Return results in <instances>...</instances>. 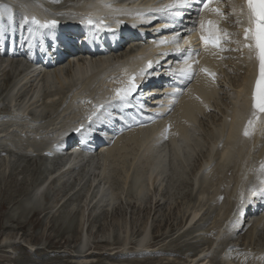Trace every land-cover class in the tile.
<instances>
[{
  "label": "bare ground",
  "instance_id": "1",
  "mask_svg": "<svg viewBox=\"0 0 264 264\" xmlns=\"http://www.w3.org/2000/svg\"><path fill=\"white\" fill-rule=\"evenodd\" d=\"M57 1H59V0H51V1H48L49 3H55V2H57ZM225 0H221V3L222 4H220V6L222 7V8H225V5L223 4V2H224ZM227 2H229V4H231V3H233L234 4V6H235V9L236 10H234V9H230L229 10V12L227 13L226 12V10L224 9V17L221 19V20H217L216 22L217 23H220V30H222L223 29V27L225 28L224 29V34H223V37L224 38H227V39H232L235 43H234V46L233 47H235L236 49L235 50H233L232 52H230L229 54H231L229 57H228V59L225 61V62H227V63H229V66L230 65H234L235 66V68L239 71V76H238V78L237 77H233V75H232V77L229 75V77H227L226 76V78H228V80H230L231 78H235V80H232V82H231V84H232V87H233V90L231 91V92H227V91H225V92H227L228 93V98L229 99H227V102L229 101V100H231L232 101V94L234 95V100H235V102H237L238 101V99L239 100H243V102L242 103H240V105H239V107H235V106H233V107H231V109H232V111L230 112V110H229V113H230V115L228 114L227 116L230 118L229 120H227L226 118H223V121L221 122V123H216V124H213V125H211L210 124V127H211V129L212 128H214L216 125H217V127L216 128H214V134L216 135V139L218 140V142H219V140H220V138H221V144H222V146H219V152L217 151V149L215 150V148L213 149L212 147H211V152H206L207 153V156H205L206 157V159H205V161H201V162H203V164L201 163V165H200V167H199V170H196V171H198L196 174H194L193 173V179H192V183H193V186H195L194 188H200L199 189V191L197 192V193H195V199H196V205H194L193 207H189V208H192L191 209V211L190 212H188L187 213V210H186V213H187V216H189L187 219H186V222H184L183 224H184V226L187 224L188 226L189 225H195L196 223H197V221L201 218V215H204V213H205V211L203 210V207H204V203L203 202H201L202 201V199L205 197V196H207L208 197V199H210V201H212V203H210V204H219L220 205V207H219V211H218V214H217V216L216 217H220L219 219H216V220H214L213 221V224H212V227H214V225L217 223V224H221V225H225V222H224V220H227V218H228V220H231V214H229L228 215V211H227V209H226V207H227V205H228V202H229V199L227 200L226 199V196H225V192L227 191V187H225V189H226V191H224V187L223 186H220V184L221 185H223V183H225V185L227 186V184H228V180H230L229 178H226L224 181H222L220 178V180H218L219 181V184L217 185L216 184V182H218V181H216L215 183L212 181V176H213V174L214 175H216L217 177H221L222 178V175H223V173L225 174V172H226V170L229 168V167H232V169H233V167L235 168V170L237 169V171H235L236 173H238L237 175H235V176H237L238 177V179H240V177H241V174H240V169L241 168H243V162H244V159H242L241 157H239L240 155H241V153H242V151L243 150H245V148H246V146H248L249 148H250V146H253V145H256L257 144V141H258V137L260 138V134L261 133H264V113H261L260 114V119H261V121H260V123L259 124H257V126L258 127H255V128H251L252 129V131H253V138H252V140H251V142H250V146H249V141H248V139H247V135H245L244 134V132H245V130L242 128V126H243V120L245 119V116H246V114H247V112H248V101H249V98H250V93H249V91H250V86L247 84V82L250 80V79H252V67H253V65H254V61H252L248 56H247V51H245L246 52V55H244V54H240V53H242V50H243V46H242V43L240 42V40L238 39V40H236V36H237V31L239 30V25H238V23H240V19L242 18V16H243V13L240 11V10H238V0H226ZM74 3H78V2H80V0H74L73 1ZM93 2V0L91 1V2H89L87 5H89V4H91ZM218 4V3H217ZM25 5L27 6V8H29V9H31V6L29 7V4H28V2L27 3H25ZM86 5V6H87ZM81 10V9H80ZM234 10V11H233ZM30 13H28L27 15H29ZM213 16H215V17H219V15H213ZM239 20V21H238ZM228 32V33H227ZM132 39L131 38H125V41H131ZM195 40H197L196 38H193L192 39V41L194 42V43H196L197 44V42L195 41ZM236 40V41H235ZM233 44V43H232ZM135 45H125V46H123L122 47V49L121 50H118L116 53H115V55L116 56H118V55H121V54H123L124 53V55H123V57H122V59H120V60H118V61H116V62H112V61H109V60H106V59H104V58H102V59H99V57H95V58H93V59H87L85 62L83 61V60H81L80 61V58H76L75 60H74V62H80V63H75L76 65L74 66L73 65V63L72 62H70V61H68L66 64H68V70H69V72H68V76L66 77V79H67V81H65V82H60L61 81V74L63 73V71H64V69H65V65L63 66V63L66 61V59L64 60V62H59L58 63V66L57 67H55V68H53V70H51V69H49L48 71L47 70H42V71H44V73H39L38 75L35 73L36 72V68H33L29 63H27V57H25V56H22V55H20V56H22V58H14V57H16L17 55H15V53H13V51H12V49H11V53L9 54V58L10 59H8V58H6V59H2V58H0V64H1V66H0V73H2L1 75H2V77L4 76V77H6L7 79H9V78H11L10 76H13V75H21L20 77H19V79H17L16 80V83L13 85V86H11V88L9 89V93L6 95V96H4L5 98H6V100H8V98L10 97V98H12V96L13 95H15V92H16V89H17V85L18 84H20L21 82H23L24 80H29L31 77H34L35 79H40L41 80V84H43V85H40L39 86V90L38 91H36L35 92V96H34V94H33V96L34 97H37L40 93H42V91H44V89L45 90H50L51 88H49V84H48V82L50 81V80H53V82H57L58 83V88L59 89H61L62 88V86L64 85V83H66V84H68L69 86H73V85H76L77 84V82L76 81H78V80H85L86 82H88V81H90V80H94L95 78L99 81V82H101L102 80H103V78L104 77H106V78H108V77H114L115 75L116 76H118L119 78L121 77L120 76V72H123L125 69H126V67H127V65L129 64V63H137L138 62V60H139V56H138V54H140V53H143L144 52V49L143 48H141L139 51H138V53L137 54H132V55H127V53L129 52V51H131L132 50V47H134ZM125 48V50L123 51V49ZM135 48H137V46H135L134 47V49ZM203 52L204 53H206V54H210V53H212L209 49H204L203 50ZM1 54V53H0ZM71 55H74V53H72L71 52ZM7 56V55H6ZM2 57H4V56H2ZM18 57V56H17ZM6 61H16L17 63H23V61H25V65H27V68L26 69H22V70H20V69H18V68H16L15 69V74H13V71H8V70H6L7 69V67L9 66V64L6 62ZM224 61H223V59L222 58H219L217 61H216V63H215V65L216 66H218V67H220L221 66V64L223 63ZM71 63V64H70ZM7 67H6V66ZM22 65V64H21ZM28 68H30V69H28ZM224 68V67H223ZM66 71H64V73H65ZM10 73H12V75H10ZM109 74V75H108ZM222 74H224L223 72H222ZM233 74V73H232ZM6 75V76H5ZM7 75L9 76V77H7ZM37 75V76H36ZM234 76H237V75H234ZM237 78V79H236ZM33 80L34 79H32V82H33ZM227 80V81H228ZM52 82V81H51ZM79 82V81H78ZM224 82H225V80H224ZM227 84H228V82H227ZM87 86V83H85V84H81V86L80 85H78V88L79 89H82L81 91H78V92H74V93H80V92H82L83 91V89H84V87H86ZM200 86H204L205 87V89H206V97L204 98V100H209L208 102H206V105L207 104H209L210 103V101L211 100H214L215 99V91H216V86H214V83L213 82H210V81H208L206 78H202V79H199V80H197V81H195L194 83H193V88H199ZM229 87V86H228ZM48 88V89H47ZM58 88H55V93H57L58 91H59V89ZM226 90H228V89H226ZM222 92V91H221ZM224 94V93H223ZM226 94V93H225ZM213 95V96H212ZM48 97H49V94H44L43 96H42V98H46L47 100H42V99H39V103L41 104V105H43L44 107H46V108H48V107H53V108H55L56 107V110H57V108H58V106H59V104H55V105H52L51 103H52V100H57V99H48ZM188 96H185L183 99H186ZM242 98V99H241ZM76 98L74 97V95L72 96V100H71V102L70 103H74V101L73 100H75ZM219 99H221V97H219ZM222 99H224V97L222 98ZM5 100V101H6ZM226 100V99H225ZM224 100V101H225ZM187 101H190L191 102V104L193 105V110H195V114H196V112L197 111H200V110H202V109H204L205 107L204 106H202L199 102H198V100H182V99H178L177 100V103H176V105H175V107H174V109H177V110H182L184 107H185V105H186V103H187ZM220 101V100H219ZM223 101V100H222ZM8 102H10V100H8ZM226 102V101H225ZM227 102H226V104H227ZM233 102V101H232ZM229 103V102H228ZM219 105H221L220 103L217 105V106H219ZM228 105V104H227ZM226 105V106H227ZM230 105V104H229ZM233 105H234V103H233ZM6 104H5V107L4 108H0V111L1 110H3V109H5L6 108ZM89 105L87 104V107H88ZM1 107V106H0ZM67 107V108H66ZM68 105H65L64 107H62V111L61 112H65V111H67L68 110ZM215 108H216V105L214 106ZM229 107V106H228ZM46 108H44V110L46 109ZM218 108H221V107H218ZM225 108V107H224ZM223 109V108H222ZM221 109V110H222ZM227 109H229V108H227ZM215 110V109H214ZM213 110V111H214ZM218 110V109H217ZM224 110H226V109H223V111L222 112H224ZM216 111V110H215ZM227 111V110H226ZM225 111V112H226ZM19 112H20V114L18 113V115H19V117L20 118H18V119H23L22 117L25 115L24 114V112H21L20 110H19ZM224 112V113H225ZM228 112V111H227ZM58 113V111L56 112V114ZM202 113H204V112H202ZM201 113V114H202ZM215 113V112H214ZM220 113V112H219ZM206 114V113H205ZM226 114V113H225ZM41 115H42V117H44V116H46L45 114H44V112H42L41 113ZM220 115V114H219ZM221 115H223L222 113H221ZM33 116H35V119H39V117L37 116V115H33ZM201 117H202V115H200ZM218 116V115H217ZM41 117V118H42ZM53 116H46V118H45V123L47 122V124H45V126L41 123V122H39L40 124H42L43 125V129L42 130H40V128H39V124L34 120V121H32L31 123H26V128H28V127H33L32 128V132L35 134V135H37V136H40V137H42L41 139H40V141H42L43 140V138L45 137V134H47L48 132H49V130H51L52 128H54V130L56 131L57 130V128H56V120L57 119H59V117H60V115L58 116H56V118L55 119H53L52 118ZM194 117H195V115H189V119L190 120H194ZM209 117V116H208ZM52 118V119H51ZM205 118V117H204ZM211 118V117H210ZM34 119V118H33ZM199 120H200V118H199ZM203 120V119H202ZM207 120H208V118H207ZM207 120H205V121H207ZM222 120V119H221ZM6 121V120H5ZM4 121V123H3V120H1V118H0V146L2 147V149L0 150V151H3V154H4V157L3 158H0V160H2V159H4L3 161H5V160H7L8 161V163H9V161H10V159H12V158H14V157H17V153H15V152H12V150H10V148H16V147H14V144H17V142H13V140L9 137V133L10 132H13V130H15V127L13 126V124H12V122H13V120H9V119H7V121L5 122ZM209 121V120H208ZM201 122V121H200ZM197 123H199V121L197 122ZM209 123H210V121H209ZM211 123H213L212 122V120H211ZM201 124V123H200ZM202 124H204V123H202ZM207 124V123H206ZM55 125V126H54ZM215 125V126H214ZM41 126V125H40ZM205 126V125H204ZM203 126V127H204ZM207 126V125H206ZM214 126V127H213ZM9 127L11 128V129H9ZM210 127L208 126V128L210 129ZM26 128H25V130H26ZM42 128V127H41ZM144 128H146V127H139V128H137V129H128V131L125 133V134H123V135H119V136H117V137H115V138H113L114 140H113V142H108V144H106L105 145V147H103V145L105 144V142H104V140H102V139H99V141H100V143H98L97 144V147H96V150L99 148H101L98 152H96V150H95V154L93 155V156H90V157H88V158H91L90 159V161L91 162H89V164L87 163V165H93V166H96V171H97V173L95 174V176H94V178L91 176L90 177V182L89 183H91L90 185H89V188L86 190V192L85 193H83V195L82 196H80V205L82 204L83 206H80V205H78V206H80L81 207V211H79V213L77 214V216L75 217L76 218V220H78V224H82V223H84L83 221V219H85V213H86V210H87V208L89 207V206H93V211H95V212H97V214H98V212L100 213V211L101 210H105V211H108V209L110 210L113 206H115L114 204H115V202H117L116 200H117V198L116 197H114L113 196V192H111V188L109 187V186H107V184H108V174H109V169H110V166H112V164L114 165V162H116V161H119L122 165L124 164V162L126 161L125 160V158H127L128 157V159H127V161H126V163L127 162H129V164H130V166L129 167H126L127 169V171L130 173L129 175V177H128V174H127V172L125 171L124 172V181H123V185L122 186H129V190H132L131 191V193H132V198H134V199H136V200H139L138 201V203L140 204H142V202L144 203V201L147 199V197H148V195H149V193H147V191H146V189H145V187H144V185H143V181H145L146 182V184H147V180L150 182L151 181V179H158L159 177L160 178H162V176H165V174L164 173H162L161 172V165L159 166L156 162H155V160H156V157L154 156V154H163L162 155V157H163V159L166 161L167 160V152H165L164 150H166V149H169V145H167V144H162L161 146H158L159 144H154L153 143V141H155V140H144L143 139V137H142V135H143V133H144ZM197 128H202V127H197ZM19 129H24V127H20ZM18 129V130H19ZM207 129V128H206ZM210 129V131L209 132H212V130ZM172 130V129H171ZM180 130H183L184 132L182 133V135H180L181 137H182V139L183 140H189V141H191V143L193 144V145H195V142H198L199 140H200V133H199V135L198 134H196V135H198V136H200V137H198V136H194V135H192V137L190 138V139H188L189 137L188 136H186V134H185V129H180ZM199 130V129H198ZM224 130V136L222 137L221 136V134H220V132H222ZM200 131H202V130H200ZM204 131V130H203ZM206 131V130H205ZM204 131V133H206ZM208 131V130H207ZM25 132H27V130L25 131ZM45 132V133H44ZM199 132V131H198ZM203 133V134H204ZM202 134V135H203ZM29 135V134H28ZM190 135V134H189ZM205 135V134H204ZM204 135L202 136V137H204ZM252 135V134H251ZM31 136H33V135H31ZM206 136V135H205ZM208 136V135H207ZM34 137V136H33ZM210 138H211V133H210V136H209ZM157 140H159V137H157L156 138ZM171 139V138H170ZM204 139H206V137L204 138ZM212 139H214L213 137H212ZM211 139V140H212ZM206 140H208V139H206ZM215 140V139H214ZM214 140L212 141V142H214ZM22 142H24V143H26V144H28L29 142H30V140L28 139V138H26V139H24V140H21ZM201 141V140H200ZM203 141V140H202ZM201 141V142H202ZM205 141V140H204ZM209 142H210V140H208ZM171 143H172V145H176L177 144V141L176 140H174V139H171V141H170ZM200 142V143H201ZM206 142V141H205ZM212 142H210L211 144H213L214 145V143H212ZM46 143H48V141H46V139H44V146H46V145H48V144H46ZM159 143H161V142H159ZM203 143V142H202ZM216 143H217V141H216ZM215 143V144H216ZM218 145V144H217ZM15 146H17V145H15ZM30 146H34V147H40V148H43L44 146H43V144L42 143H30L29 144V147ZM43 146V147H42ZM125 146H131V148L129 147V149H126V147ZM201 146H202V144H201ZM208 146H210V145H208ZM216 146V145H215ZM220 147H221V149H220ZM20 148L21 149H25V150H29V149H31V147L30 148H26V147H24V146H20ZM196 148H198V147H196ZM21 149H18V151H20ZM48 149H51L52 150V148H48ZM161 149H163V150H161ZM200 149V148H199ZM171 150H173V151H171ZM254 150V152H255V148L254 149H252V151ZM7 151L9 152L8 154H7ZM192 150H190V152H191ZM196 151V150H195ZM207 151H209V149L207 150ZM33 152H36L34 155H36V154H38L39 155V159L40 160H44L45 161V163L47 162V160H51V158H44L43 156L41 157V155H42V150H38V151H33ZM218 152V153H217ZM15 153V154H14ZM22 153V152H21ZM194 152L192 151V153H190L189 154V156L191 155V154H193ZM205 153V154H206ZM253 153V152H252ZM216 154V155H215ZM242 155H244V151H243V153H242ZM256 155V154H255ZM80 156H86V155H83V154H81L80 152H76V151H73V152H69L68 153V156H67V160L66 161H62V162H60L59 164V166L60 167H72V166H74V165H80V163L81 162H79L77 159H78V157H80ZM171 156H173V158H174V160H171ZM179 154L178 153H176L175 151H174V149L172 148V149H170V151H169V162L168 163H175V166H173V164H171L172 165V167H173V170H179L178 171V173H177V171H172V170H169V171H172V173H170V176H166L168 179H170V181H172V183H169L168 185H172L173 187H174V185L175 184H177V182L179 181V180H181V178L184 176V180L185 179H187L188 180V178L191 176V175H189V177L187 178L186 177V174H187V172L190 170L188 167H186L187 165H184V163L182 164V166H180L179 164L181 163V162H185V158L183 159V157L180 159L179 158ZM218 156V157H217ZM251 156V155H250ZM1 157V156H0ZM58 157H59V155H58ZM61 157H63V156H61ZM60 157V158H61ZM37 158V157H36ZM43 158V159H42ZM52 158H54V157H52ZM57 158V157H56ZM60 158H59V160L57 161V162H59L60 161ZM65 158V157H64ZM133 158V159H132ZM189 158V157H188ZM235 158H238V160L239 161H234V159ZM28 159H30V157L28 158ZM32 159V158H31ZM30 159V160H31ZM58 159V158H57ZM63 159V158H62ZM61 159V160H62ZM202 160H203V158H201ZM254 159V158H253ZM2 161V162H3ZM28 161V160H27ZM33 161V160H32ZM39 161V160H38ZM253 161V160H252ZM259 161L260 162H264V146L263 147H261L260 148V150H259ZM1 162V161H0ZM10 162H12V160L10 161ZM52 162V161H51ZM199 162H200V160H199ZM235 162V163H234ZM7 163V164H8ZM44 163V162H43ZM90 163H92V164H90ZM247 163H248V161H247ZM10 164V163H9ZM95 164H97V165H95ZM116 164V163H115ZM143 164V165H142ZM253 164V163H252ZM122 165H120V166H122ZM189 165V164H188ZM196 165V164H195ZM197 165H198V163H197ZM205 165H208V169H206V170H204V167H205ZM214 165V166H213ZM249 165V164H248ZM47 166V165H46ZM168 166H169V164H168ZM250 166V165H249ZM254 166V165H253ZM118 167V166H117ZM156 167H157V169H156ZM183 167H184V170H185V172H183L184 173V175H183V173H182V169H183ZM78 168V167H77ZM115 168V167H114ZM123 168V167H122ZM187 169V171H186V169ZM245 168V167H244ZM251 168H252V166H251ZM43 169H45V167L43 168ZM169 169H171V168H169ZM197 169V168H196ZM247 170L249 169V168H246ZM245 169V170H246ZM13 170H15V171H17L16 169H13ZM71 170V168H67V170L65 171L66 173H63L61 170H58V168H57V170L56 171H52V173H50V172H47L48 170L46 169V171L45 172H47L48 173V175L47 176H45V178H44V180L42 179V181L40 180V183L38 184V185H35L32 189H33V194H34V196H33V198H31V191H30V194H28V197H26V196H24V198L26 197V201L24 202V204H21L20 206H16V204L18 205V203H16L15 204V200H17V198L15 199V197H10V194H8V193H6V194H4V196H3V198L0 200V211H1V209L3 208V207H5V205L6 204H8L7 206L9 207V203L10 204H12L13 205V207L16 209L15 210V212H9L8 211V214H6L5 215V217H6V223H7V221L8 222H10L9 220H11V221H15L17 224H18V226H19V228L20 229H22V228H24V227H27V226H29V225H31L32 226V228L33 229H37V228H39V227H41V225H43L44 223L42 222L41 223V221H42V218L43 217H45L46 216V214H51V212H48V210L46 211L45 210V207L43 206V202L45 201V196L44 195H46V192H48V189H49V187H50V184H55L56 183V181L58 180V179H60L59 178V176H58V178L55 176L56 175V172L58 173V172H60L61 173V177H63V176H66V175H69L70 174V171ZM111 171H112V169H110ZM114 171L116 170L117 172H120V170L118 171V169H113ZM234 170V169H233ZM250 170V169H249ZM249 170H248V172H249ZM19 171H21L20 169H19ZM23 171H24V169H23ZM22 171V172H23ZM113 171V172H114ZM168 171V170H167ZM195 171V170H194ZM231 171V170H230ZM235 172H234V174H235ZM10 173V172H9ZM46 173V174H47ZM50 173V174H49ZM115 173V172H114ZM190 173V171L188 172V174ZM233 173V172H232ZM11 174V173H10ZM22 174V173H21ZM112 174V173H111ZM20 175V174H19ZM57 175H60V174H57ZM226 175V174H225ZM250 175V174H249ZM248 175V176H249ZM20 176H23V175H20ZM26 176V175H25ZM56 177V178H54L51 182H48L51 178H53V177ZM112 176V175H111ZM242 176H243V174H242ZM246 176V175H245ZM14 177V176H13ZM9 178L10 180H16L15 178ZM228 177V176H227ZM43 178V177H42ZM164 178V177H163ZM162 178V179H163ZM236 178V177H235ZM245 178H247V177H245ZM22 179V178H21ZM98 179H100L99 181H96V180H98ZM237 179V178H236ZM9 180V181H10ZM25 180L26 179H24V181H23V183L22 184H25ZM190 180L191 179H189V181L188 182H190ZM213 180H215V179H213ZM33 181V180H32ZM35 181H37V180H35ZM221 181L223 182V183H221ZM240 181V180H239ZM238 181V182H239ZM12 182V181H11ZM181 182H183L182 180H181ZM187 182V183H188ZM236 181H233V186H234V183H235ZM13 183V182H12ZM33 183V182H32ZM31 183V184H32ZM36 183V182H35ZM95 183H97V184H95ZM183 183H185V182H183ZM230 183H232V182H230ZM17 184V183H16ZM20 185H21V182L19 183ZM189 184V183H188ZM243 183L242 182H240L239 183V186L240 185H242ZM26 185V184H25ZM165 184H163V186H164ZM235 185H236V183H235ZM11 186V185H10ZM167 186V185H166ZM186 186V185H185ZM191 186V185H190ZM237 186V185H236ZM12 187V186H11ZM25 187V186H24ZM123 187V188H124ZM16 188H17V185H16ZM16 188H14V189H16ZM94 188V189H93ZM122 188V189H123ZM191 188V187H190ZM236 188V187H235ZM238 188V187H237ZM24 189V188H23ZM22 189V190H23ZM76 189V188H75ZM74 189V190H75ZM91 189H93L94 190V192L95 193H93L92 191H91ZM188 189V188H187ZM9 190V189H8ZM12 190V189H11ZM10 190V191H11ZM20 190L21 189H16V191H14L13 192V194L12 195H14L16 192H20ZM73 190V191H74ZM125 190H127V189H125ZM186 190V189H185ZM191 190H193V188L191 189ZM221 190H223V192H222V194L220 193L221 192ZM239 190V189H238ZM108 193H107V192ZM194 191V190H193ZM88 192V193H87ZM89 192H90V194H89ZM91 192L94 194V195H92L91 196ZM191 192V191H190ZM195 192V191H194ZM233 192V191H232ZM23 193V192H22ZM49 193V192H48ZM193 192H191V194H192ZM218 193H220L221 194V196H217V194ZM234 193L236 194V191H234ZM240 193V192H239ZM243 193V192H242ZM250 193H252V192H250ZM249 193V194H250ZM32 194V195H33ZM133 194H135V195H133ZM234 194V195H235ZM21 195V194H20ZM224 195V196H223ZM237 196H240V194L238 195V193L236 194ZM248 195V194H247ZM246 195V196H247ZM37 196H39L38 198H37ZM48 196H50V195H48ZM47 196V197H48ZM242 196H244V195H242ZM245 196V197H246ZM18 197V196H17ZM76 197H77V195H76ZM259 198H257L258 200V202L257 203H259V204H261V205H258L257 206V203H253L252 205H254V209L255 210H253L251 213H249V220H247L246 222H244L243 223V225H245V227L246 228H249V227H251V228H254L253 229V231H255L256 230V226H260V225H264V194H262V195H260V196H258ZM9 199L10 201L8 202V203H6V199ZM49 198V197H48ZM55 198V197H54ZM53 198V199H54ZM75 198V197H74ZM137 198H139V199H137ZM193 198V197H192ZM234 198H236V196L234 197ZM234 198H233V204H234V202H235V200H234ZM239 197H237V199H238ZM50 199V198H49ZM56 200V204H59V208H63V207H67V205L69 204V203H71L70 201L71 200H74L73 199V197H72V195H70V196H67L66 194H60V196H57L56 198H55ZM236 199V200H237ZM5 200V201H4ZM78 200H79V198H78ZM198 200V201H197ZM231 200V199H230ZM93 201H94V203H93ZM194 201V200H193ZM209 201V200H208ZM209 201V202H210ZM245 201V203H248V204H251V202L252 201H254V199L253 198H249V199H246V200H244ZM47 202V201H46ZM48 202H49V200H48ZM47 202V203H48ZM152 203H153V208H154V206L156 207V204H158L159 206H160V203L158 202V201H151ZM255 202V201H254ZM14 203V204H13ZM20 203V202H19ZM46 203V204H47ZM118 203V202H117ZM201 203H203V205L201 204ZM45 204V203H44ZM94 204V205H93ZM129 204V203H128ZM127 204V205H128ZM138 204V205H139ZM137 205V206H138ZM143 205V204H142ZM152 205V204H151ZM235 205V204H234ZM88 206V207H87ZM121 206V205H120ZM119 206V204H118V207H113L114 209H116V211H117V209H118V211L121 209V207ZM210 206V205H209ZM226 206V207H225ZM230 206V205H229ZM12 207V206H11ZM34 207V208H33ZM69 208H65L66 210V212H65V215L64 216H67L68 214H69V212L71 211V207L70 206H68ZM120 207V208H119ZM13 208V209H14ZM47 208V207H46ZM49 208V207H48ZM73 208H74V206H73ZM72 208V209H73ZM75 208H77L78 209V207L76 206ZM74 208V209H75ZM92 208V207H91ZM143 208V207H142ZM113 209V210H114ZM124 209V208H123ZM123 209H121V212L123 211ZM230 209H231V207H230ZM4 210V209H3ZM112 210V209H111ZM113 210H112V212H111V214L113 213ZM138 210H139V208H138ZM153 210H155V209H153ZM156 210H159L158 208L156 209ZM217 210V209H216ZM216 210H215V212H216ZM61 211V210H60ZM76 211V210H75ZM91 211V210H90ZM104 211V212H105ZM117 211V212H118ZM150 211V210H149ZM78 212V211H77ZM110 212V211H109ZM115 212V211H114ZM117 212H116V214H114L113 216H116L117 215ZM120 212V213H121ZM125 213H126V211H124ZM156 212H158V211H155L154 212V214L156 213ZM159 212H160V210H159ZM158 212V213H159ZM10 213V214H9ZM57 213V212H56ZM55 213V214H56ZM60 213V212H59ZM73 213V212H72ZM103 213V212H102ZM120 213H119V215H120ZM136 213L138 214V211H136ZM173 213V212H172ZM183 213V212H182ZM186 213H183L182 214V216L179 218V220L178 221H181V220H183L184 219V217H185V215H186ZM70 214H71V212H70ZM91 214H93L92 212H91ZM134 214V213H133ZM147 214H149V213H147ZM167 214V213H166ZM40 215H42V217H40ZM53 215V214H52ZM110 215V214H109ZM143 215V214H142ZM141 215V216H142ZM169 215H171L170 214V212H169ZM173 215V214H172ZM171 215V216H172ZM3 216L4 215H2V214H0V220L3 218ZM54 216V215H53ZM63 216V217H64ZM69 216V215H68ZM91 216V215H90ZM96 216V215H95ZM122 216V215H121ZM123 216H124V214H123ZM123 216H122V218H123ZM129 216H131V215H129ZM186 216V217H187ZM227 216V217H226ZM71 217V216H70ZM96 217H99V215L98 216H96ZM104 217V216H103ZM166 217V216H165ZM167 217H168V215H167ZM225 217V218H224ZM88 218H90V217H88ZM92 218H94V216L92 217ZM101 218V217H100ZM108 218V217H107ZM118 218H121L120 216L118 217ZM143 218H144V216H143ZM171 218V217H170ZM174 218V217H173ZM175 218H177V217H175ZM224 218V219H223ZM91 219V218H90ZM105 218H103V220H104ZM164 219V218H163ZM167 219H169V218H167ZM223 219V220H222ZM75 220V219H74ZM73 220V221H74ZM97 219H94V221H96ZM102 220V219H101ZM102 220V221H103ZM111 220V219H110ZM114 220H116V218H114ZM113 219H112V221L113 222H115ZM142 220V219H141ZM149 220V219H148ZM148 220H146V222L144 223V224H146L147 222H148ZM172 220V219H171ZM99 221V220H98ZM97 221V222H98ZM102 221H99V222H101L102 223ZM107 221V220H106ZM165 221V220H164ZM178 221H176V223L178 222ZM201 221V220H200ZM49 222V221H48ZM54 222V221H53ZM52 222V223H53ZM75 222V221H74ZM133 222V221H132ZM141 222V221H140ZM169 222H171L170 221V219H169ZM175 222V221H174ZM224 222V223H223ZM100 223V224H101ZM120 224L118 225V226H120L121 225V222H119ZM171 223H173V222H171ZM180 223V222H179ZM203 223V222H202ZM3 224V223H2ZM63 224H65V223H63ZM98 224V223H97ZM97 224H95V225H97ZM104 224H107V223H105V221H104ZM116 224V223H115ZM137 224V223H136ZM156 224V223H155ZM164 224V223H163ZM167 224V223H166ZM67 225V224H66ZM68 225H70V224H68ZM77 225V224H76ZM84 225V224H83ZM103 225V224H102ZM111 225H112V223H111ZM117 225V224H116ZM172 225V224H171ZM14 226V225H13ZM16 226V225H15ZM47 226V225H46ZM50 226V225H49ZM71 226V228H72V226L73 225H70ZM90 226H94V225H90ZM108 226H109V224H108ZM117 226V227H118ZM131 226V225H130ZM159 226V225H158ZM176 226V225H175ZM175 226H173L174 228H175ZM230 226H232V223H229V224H226L225 225V228H229ZM12 227V225H10V228ZM52 227H55V226H52ZM62 226H60L59 228H61ZM65 227V226H64ZM63 227V228H64ZM76 227V226H75ZM81 227H83V226H81ZM103 227V226H102ZM121 227V226H120ZM140 227H141V225H140ZM138 228L139 230V235L138 234H136V235H138V237H139V239H138V242H137V244L135 245L134 244V242L132 241V240H130V241H126V240H123L124 238L126 239L127 237L125 236V237H121V238H123L122 240L123 241H121L119 244H118V241L115 239V238H111L110 236L109 237H105V238H107L106 239V241L105 242H100V244H103V243H105V245L107 244L106 242H108V243H110L111 245H113V246H115V245H117V248L119 247V250L118 249H115V247H113L112 249H109V248H104V247H101V248H99L98 247V245H96V243H92V245H90L89 244V246L87 247V249H86V251L85 250H83L82 251V253H80V250H77V251H79V252H77L76 253V255H70V257H69V259L70 258H72V261H70L69 259H64L63 260V262L61 263V262H59V263H61V264H153L152 262L153 261H151V260H149V258H141L140 256H139V254L138 253H148V254H155L156 255V259H155V261L156 260H160V262L159 263H157V264H168V262L169 261H174V260H176L177 258H175V256L174 255H170V254H177V255H180L181 254V252L184 250V251H187V252H189V254H186L185 255V258H184V260H183V262H185V260H187V262L186 263H184V264H213V261H210V259L207 257L208 255H207V253H209V252H211V250H209V246L207 245L206 247H201V246H203L202 245V243H199V242H197V244H195V243H192V244H189V243H185V244H187V245H180V246H178L177 247V249H175V248H169L170 246H166V245H157L162 239H164L166 236V234L167 233H169V232H164V233H166L165 235L162 233V234H158V233H160V232H158L157 234H155L153 237H152V239H154V238H156V237H158V236H161V239L159 240V241H156V240H152L151 239V241L149 242V243H146L145 241H146V235H145V231H143V227H141V228ZM156 227V226H155ZM162 227H163V225H162ZM167 227V226H166ZM172 227V226H171ZM170 227V228H171ZM177 227V226H176ZM206 227H207V225H206ZM217 227V226H216ZM14 228V227H13ZM18 228V227H17ZM57 228H58V226H57ZM62 228V229H63ZM66 228H68L69 230H71L69 227H66ZM65 228V229H66ZM100 228V227H99ZM174 228H173V230H174ZM182 228V227H181ZM192 228V227H191ZM220 228L221 227H217V228H215L216 230L215 231H217L216 233H215V236H220V237H222V238H224L225 237V233L223 232V230L222 231H220ZM12 229V228H11ZM11 229H9V230H11ZM25 229V228H24ZM23 229V230H24ZM27 229V228H26ZM32 229V230H33ZM64 229V230H65ZM68 229H67V232H70V231H68ZM91 229V228H90ZM93 229H94V227H93ZM93 229H92V231H93ZM103 229V228H102ZM116 229V228H115ZM134 229V228H133ZM163 229H164V227H163ZM199 229V228H198ZM4 230H6V228L4 229ZM15 228H14V233H15ZM63 230V231H64ZM99 230V229H98ZM105 230V229H104ZM158 230H159V228H158ZM157 230V231H158ZM187 229H185L183 232L185 233V232H187L186 231ZM202 230V229H201ZM13 231H11V233L13 232ZM18 230H16V232H17ZM26 231V230H25ZM48 231H50V230H48ZM54 231V232H53ZM53 233L55 234L56 232H55V230L53 229ZM66 231V230H65ZM74 231V230H73ZM72 231V233H75V232H73ZM76 231H77V229H76ZM84 231V230H83ZM111 231V230H110ZM109 231V232H110ZM138 231H136V232H138ZM162 231V230H161ZM164 231V230H163ZM196 231V230H195ZM195 231H193V232H195ZM204 231V230H203ZM206 231V230H205ZM207 231H208V228H207ZM240 231H241V229H240ZM22 232V231H21ZM51 232V233H52ZM62 232V231H61ZM105 232V231H104ZM104 232H102V233H104ZM119 232V231H118ZM58 233V232H57ZM96 233V232H95ZM112 233H114V232H112ZM200 233L201 232H199V234H197V232L192 236V238H197V237H199L200 239H202L203 241H205V239H207V238H203L204 236L202 235V233H201V236H200ZM207 233V232H206ZM236 232H233L232 234H230V235H234ZM68 234V233H67ZM100 234V233H99ZM98 234V235H99ZM111 234V233H110ZM115 234V233H114ZM12 235V234H11ZM18 235V234H17ZM41 236L43 235V234H40ZM46 235H48V234H46ZM52 234H50L49 236H46L47 237V241H48V243L44 246V248H42V249H40V248H36L35 250H33L32 252L30 251L29 253L27 252V251H25V250H22V252H25V253H27L26 254V257H27V260H25L26 261V263L27 262H35V264H53L56 260H59V259H61L62 257V255L63 254H65V252L67 251L66 249H67V246L65 245V247H66V249H64V246L63 245H61L60 243H61V241H60V239H58V234L56 235V237H54V236H51ZM60 235H61V233H60ZM66 235V234H65ZM69 235V234H68ZM72 235H74V234H72ZM78 235V234H77ZM127 235H128V233H127ZM182 235H183V233H182ZM205 235V234H204ZM229 235V236H230ZM237 235V234H236ZM71 236V235H70ZM81 236V235H80ZM101 236V235H100ZM107 236V235H106ZM129 236V235H128ZM168 236H170V234H168ZM36 237H37V235H36ZM40 237V236H39ZM73 237V236H72ZM78 237V236H77ZM85 237H86V235H85ZM85 237H83V238H81V242H79L80 243V247L82 248L83 246H84V241H86V240H84L85 239ZM90 237H91V235H90ZM118 236H116V238H117ZM253 237V234L252 235H250V238H252ZM32 238V237H31ZM57 238V239H56ZM87 238H88V236H87ZM120 238V237H119ZM226 238V237H225ZM224 238V239H225ZM6 238H2V240H5ZM34 239V238H33ZM70 239V238H69ZM94 239V238H93ZM179 239V238H178ZM72 240V239H71ZM74 240V239H73ZM119 240V239H118ZM1 241V240H0ZM6 241V240H5ZM32 241V240H31ZM35 241V240H34ZM80 241V240H79ZM90 241V240H89ZM88 241V243H90ZM98 241V240H97ZM100 241V240H99ZM102 241H104L103 239H102ZM120 241V240H119ZM69 242V241H68ZM73 242V241H72ZM87 242V241H86ZM129 242H131V243H133V245L135 246V249H134V246L132 247V248H129L126 244L127 243H129ZM210 242V241H209ZM14 243V242H13ZM19 243V242H18ZM78 243V242H77ZM204 243H206V242H204ZM208 243V242H207ZM206 243V244H207ZM212 243V242H211ZM264 243V242H263ZM99 244V245H100ZM11 245V244H10ZM18 245L19 244H17V248H18ZM79 245V244H78ZM87 245V244H86ZM131 245V244H130ZM261 245H263V244H261ZM77 246V245H76ZM238 246V245H237ZM5 246L4 245H2L1 247H0V253H5V248H4ZM15 247V248H16ZM70 247H71V245H70ZM198 247H200L201 248V250H198ZM217 247V246H216ZM69 249H71V248H69ZM104 249V251H102ZM116 250L115 252H113V250ZM121 249V250H120ZM129 249H131L130 251H131V253H130V255H135V256H139L140 257V259H129V260H127L126 258L127 257H125V254H126V252H128L129 251ZM134 249V250H133ZM234 249V248H233ZM74 250V249H73ZM182 250V251H181ZM244 250H247V249H244ZM76 252V251H75ZM240 252H241V250H240ZM160 254H164L165 255V257L164 258H159V257H157V256H160ZM1 255V254H0ZM207 255V256H206ZM242 255V254H241ZM244 255V256H243ZM242 256H238V258L236 259V260H232L231 262H228V261H225L226 263H224L222 260H221V262L223 263V264H255L253 261H247L246 260V258H248L249 257V255H250V253L248 254V255H245V254H243ZM32 257V256H34V257H32V259L31 258H29V257ZM128 256V255H127ZM154 256V255H153ZM4 258V254L1 256V258ZM118 257V258H117ZM18 258V257H17ZM16 258V259H17ZM79 259V260H81V261H75L76 259ZM90 258H96V259H91L90 260V262H89V260L88 259H90ZM154 258V257H153ZM106 260L107 259V261L108 262H105V261H103V260ZM244 259V260H243ZM144 260V261H143ZM19 261V260H18ZM110 262V263H109ZM183 262H182V264H183ZM0 264H1V262H0ZM29 264H31V263H29ZM177 264H178V262H177Z\"/></svg>",
  "mask_w": 264,
  "mask_h": 264
},
{
  "label": "rangeland",
  "instance_id": "2",
  "mask_svg": "<svg viewBox=\"0 0 264 264\" xmlns=\"http://www.w3.org/2000/svg\"><path fill=\"white\" fill-rule=\"evenodd\" d=\"M70 1H74V0H70ZM51 4V3H50ZM125 50V48L123 49V51ZM0 56L2 57V55L0 54ZM18 58H22V56H18ZM9 66L6 67L10 69V71H14V69H16V67L14 68V64H16L17 62L16 61H6ZM75 63H80L79 61L78 62H74L73 65L75 66L76 64ZM71 64V63H70ZM68 64L65 65V69L64 71H66L64 73L61 74V81L60 82H65L67 81L66 77L68 75ZM24 67V66H23ZM26 69V68H24ZM21 70V69H20ZM41 74L44 73V71H41L40 72ZM2 73H0V102L2 104H0V108H4L5 107V104H8V101L6 100V98H4V94L5 92H3L4 88H5V81H6V77H2L1 75ZM239 72L236 71L234 72L233 74L231 73V77L233 75V77H237L238 78V75ZM10 75H12V73H10ZM234 75H237V76H234ZM6 76V75H5ZM14 76V79L17 80L19 79V77L21 75H13ZM7 77H9L7 75ZM12 77V76H10ZM229 77V76H227ZM236 78V79H237ZM32 79L33 82H32ZM228 80V78H226V81ZM232 80H235V78H231L230 80H228L227 82L231 84ZM52 81V80H51ZM41 80L40 79H35L34 77H31L29 80H24L23 82H21L20 84H18L16 87V92H15V95L12 96V98H8V100H10V104L13 105L16 110H10L8 106H6L5 109L1 110L0 111V118L1 120H3V123L4 121L7 119H11L13 120L12 124L13 126L15 127V130H17V132H10L8 135L9 137L13 140V142H17V144H14V147H16L15 149L17 150H13L12 152H15L17 153V157H14L12 159H10V161L12 160V162L5 160L3 161L4 159L0 160V200L3 198L4 194L8 193L10 194V197H15V199L17 198V200H15V204L18 203V205L16 204V206H20L21 204H24V202L27 200L26 197H28V194H30V191L32 190V188L35 186V185H38L40 183V180L42 181V179L44 180L45 176L48 175L47 172H50L52 173V171H56L58 167H60L59 163L60 162H64L67 160V155H63V157H61L62 155H59L58 156H54V158H51V160H47V162L45 163V161L43 160H40L38 157L39 155L36 154L34 155L36 152H33V156H29L28 153H26L27 151H40L42 148L40 147H34V146H30L31 149L29 150H25V149H21L20 146H24L26 148H30L29 147V144L30 143H42L43 146L45 145L44 144V139H46L47 136H45L43 138L42 141H40V139L38 140H35V138H31L30 136L26 135L24 138H21V131L22 132H25V128H26V123H31L32 121H36L38 124H39V128L40 130L43 129V125L45 126V124H47V122L45 123V118L46 116L48 117L49 115L50 116H53V114H56V112L58 111L59 109V106L60 104H62L64 101H63V98L62 97H59L57 98V100H52V105H55V104H59L57 110H56V107L53 108V107H44L43 105H41L39 103V99H38V96L37 97H34L35 96V92L39 90V86L40 85H43L41 84ZM52 83L54 84L53 87L52 86H49V88H58V83L57 82H53ZM69 86V85H67ZM227 86H229L230 88L232 87V84L229 85L227 84ZM71 87V86H69ZM48 89V88H47ZM222 91L221 94L218 96V99L217 100H214V103H213V110L214 111H210L208 113L205 114L202 113L203 111H200V115H202V117L200 116V120L199 118L196 119V134L199 135V133L201 134L200 136V140L203 142H201L200 140L198 141L199 142V145L197 146L198 148H196V151H193L195 156L193 155V160L191 162L190 165L187 164L186 167H188L190 170V173L186 174V177L188 178L189 175H191L188 180L185 179L184 180V176L181 178V180L183 182H181V180H179L177 182V184L174 185V187L171 185H168L169 183H172V181H170V179H168L167 177L170 176V173H172V171H169V170H172V165L171 163H165L166 164V171H163L162 173L165 174V176H162V178H158V179H151V181L149 182L147 180V184L145 181H143V185L147 191V193H149L147 199L144 201V203L142 202V204L138 203L139 200H136L134 198H132V193L131 191L132 190H129V186H122L123 185V181H124V172L126 171L127 174H128V177L130 176L129 172L126 170L127 168L126 167H129L130 164L129 162L126 163L127 158H125V162L124 164L122 165L119 161H116L114 162V165L112 164V166H110V169H112V171L109 169V174H108V184L107 186H109L111 189V192H113V196L117 198V202H115V206L118 207V204L119 206L121 207V209H123V211L121 212V209L118 211H116V209H114L113 206L111 209L113 210V213L116 214L117 212V215L116 216H113L114 214L112 212V210L108 209V211H105V210H101L100 213L98 212H95L93 211V206H87V210H86V213H85V219H83L84 223L82 224H78V220H76V216L77 214L79 213V211H81V207L80 206H83L82 204L80 205V196L83 195V193L86 192V190L89 188V185L91 183H89L90 181V177L92 176L94 178L95 174L97 173L96 171V166H93V165H87V163L89 164L90 159L91 158H88L86 156H80L78 157V161L81 162L80 165L78 164L77 167L75 170H70V174L69 175H66V176H63L61 177V175L59 176L60 179H58L56 181L55 184H50V187L48 189V192H46V195L45 196V201L43 202V206L45 207V210L48 212H51V214H46L45 217L42 218V221L41 223L43 222L44 224L41 225V227L37 228V229H33L31 225L27 226V227H24L22 229L19 228L18 224L15 222V221H11L9 220L10 222L7 221L6 223V217L5 215L8 214V211L11 213L15 212V208L13 207L12 204L9 203V207L7 206L8 204L5 205V207H3L0 211V214L4 215L3 218L0 220V247L2 245H4L5 247V253H0V262L1 264H35V262H27L25 260H27V257H26V254L25 252H22V250H25L27 251L28 253L33 250H35L37 247L42 249L44 248V246L48 243L47 241V237L46 236H49L50 234H52L51 236H54L56 237V235L58 234V239H60L61 241V245L64 246V249H66L65 245L67 246V251L65 252V254H63L61 257V259L59 260H56L53 264H61L63 262L64 259H69L70 255H76L77 250H80V253H82L83 250L86 251L87 247L90 245H92V243H96V245H98L99 248L101 247H104V248H109V249H112L113 247H115V249H118L119 250V247L117 248V245L123 241V240H126V241H130L132 240L134 242V244L136 245L137 242H138V235H139V227L141 225V227H143V231H145V235H146V243H149L152 239V237L158 233L159 235L160 234H166L167 232H170L167 233L165 236L164 239H162L157 245H168L170 246L169 248H175L177 249L178 246L180 245H187L185 244L186 242L189 243V244H192V243H195L197 244V242L199 243H202L203 246L201 247H206L207 245L209 246V244H211L210 242L213 241V240H210L209 239V236H210V230H214L215 228L217 227H221L222 225L221 224H215L214 227H212V224H213V221L216 220V219H219L220 217H216L217 214H218V211H219V207L220 205L219 204H210L212 203V201H210V199H208L207 196H205L201 202L204 203V207H203V210L205 211L204 215H201V218L197 221V223L195 225H185L184 226V222H186V219L189 217L187 216V213L191 211L192 208H189V207H193L194 205H196V199H195V193H197L199 191L200 188H194L195 186L192 185V177L194 176V174H196L198 171L196 170H199V167L201 165V161H205L206 157L207 156V153H208V149L211 147V146H214L215 150L217 149V151L219 152V146H222V142H221V138L218 142V138H214L212 135H213V132H214V128L217 127V125L211 129L210 127V124L213 125V124H216V123H221L223 121V118L221 115L222 114H225L226 116L230 113H229V110H231V107L235 106L233 105L234 103V100L232 99L229 100L227 102V99L228 98V90L224 89V90H220ZM227 91V92H225ZM3 92V93H2ZM55 93V92H54ZM224 93V94H223ZM226 93V94H225ZM34 94V96H33ZM58 95V93H57ZM34 97V98H32ZM219 97H221V99H219ZM224 97V99H222ZM55 99V98H54ZM226 99V100H225ZM6 100V101H5ZM220 100V101H219ZM223 100V101H222ZM227 104H226V102ZM221 104L219 106H217L218 104ZM230 104V105H229ZM216 105V108L214 107ZM227 105V106H226ZM229 106V107H228ZM218 107H221V108H218ZM225 107V108H224ZM44 108H46L44 110ZM226 109L223 111V109ZM229 108V109H227ZM218 109V110H217ZM222 109V110H221ZM19 110L21 112H24V116L22 117L23 119H18L20 118L18 113L20 114ZM44 112V114L46 116L42 117L41 113ZM215 112V113H214ZM220 112V113H219ZM202 113V114H201ZM220 114V115H219ZM33 115H37L39 117V119H35V116ZM218 115V116H217ZM209 116V117H208ZM42 117V118H41ZM205 117V118H204ZM211 117V118H210ZM228 117V116H227ZM230 117V116H229ZM228 117V118H229ZM34 118V119H33ZM210 123H209V121ZM203 119V120H202ZM222 119V120H221ZM27 120V121H26ZM207 120V121H205ZM211 120L213 123H211ZM5 121V122H6ZM199 121V123H197ZM201 121V122H200ZM39 122H41L42 124H40ZM201 123V124H200ZM204 123V124H202ZM207 123V124H206ZM41 125V126H40ZM205 125V126H204ZM207 125V126H206ZM55 126V125H54ZM202 127V128H197V127ZM204 126V127H203ZM208 126L210 127V129L212 130V132H209L210 129L208 128ZM20 127H24L23 130L19 129ZM42 127V128H41ZM207 128V129H206ZM9 129H11L9 127ZM21 131H19V130ZM199 129V130H198ZM202 130V131H200ZM206 133H204V131ZM208 130V131H207ZM199 131V132H198ZM45 133V132H44ZM206 135H204V134ZM210 133H211V138L209 137L210 136ZM204 137H202L203 135ZM221 136L223 137L224 136V130L222 132H220ZM252 134V131L250 132V135ZM208 135V136H207ZM41 136V135H40ZM206 137V139L210 140V142H212L214 139V145L211 144L208 140L204 139ZM212 137L214 139H212ZM252 137V135H251ZM28 138L30 140V142L28 144L22 142L21 140H24ZM212 139V140H211ZM206 142H205V141ZM258 140H259V137H258ZM217 141V143H216ZM201 142V143H200ZM258 142V141H257ZM216 143V144H215ZM202 144V146H201ZM218 144V145H217ZM17 145V146H15ZM210 145V146H208ZM216 145V146H215ZM42 146V147H43ZM126 149H129V147L131 148V146H125ZM218 147V148H217ZM200 148V149H199ZM2 149V147L0 146V150ZM18 149H21L20 151H18ZM221 149V147H220ZM254 149V148H253ZM2 152V151H0ZM22 152V153H21ZM207 152V153H206ZM217 152V153H218ZM253 152V153H252ZM9 152L7 151V154ZM14 153V154H15ZM192 153V152H191ZM206 153V154H205ZM257 152H256V149H255V152L254 150L252 151V149L249 151V155H248V163L246 161V164H245V168L243 170H240V174H241V177L240 179H238L237 175L238 173H236L235 171H237V169L235 170V168L233 167H229L225 174L223 173L222 175V178L221 177H217L216 175L213 174L212 176V181L215 183L216 181L218 180H222L224 181L226 178H229L230 180H228V184L227 186L225 185V183H223L221 181V183H223V185L220 184V186H225L227 187V191L224 187V191H226L224 194L226 196V199L228 198L229 199V202H228V205L226 207L227 211H228V214L231 213L233 210H234V204L235 202L241 198V197H245L250 189H249V184L251 182L250 180V175H249V172L248 170L251 169V166L254 167L256 165V162H257V159H256V155ZM216 155V154H215ZM251 155V156H250ZM4 157V154L1 155L0 158H3ZM30 157V159H28ZM37 157V158H36ZM42 157V156H41ZM58 159H57V158ZM61 157V158H60ZM65 157V158H64ZM45 158V157H44ZM60 158V161L57 162ZM63 158V159H62ZM203 158V160L201 159ZM205 158V159H204ZM254 158V159H253ZM43 159V158H42ZM62 159V160H61ZM133 159V158H132ZM28 160V161H27ZM33 160V161H32ZM39 160V161H38ZM200 160V162H199ZM253 160V161H252ZM3 161V162H2ZM52 161V162H51ZM44 162V163H43ZM8 163V164H7ZM116 163V164H115ZM198 163V165H197ZM235 163V162H234ZM253 163V164H252ZM92 164V163H90ZM169 164V166H168ZM196 164V165H195ZM250 166H249V165ZM47 165V166H46ZM97 165V164H95ZM122 165V166H120ZM129 165V166H128ZM143 165V164H142ZM254 165V166H253ZM98 166V165H97ZM118 166V167H117ZM126 166V167H125ZM214 166V165H213ZM45 167V169H43ZM115 167V168H114ZM123 167V168H122ZM172 167V168H171ZM171 168V169H169ZM197 168V169H196ZM246 168H249L248 170ZM13 169H16L17 171L13 170ZM19 169L21 171H19ZM24 169V171H23ZM46 169L48 170L47 172ZM113 169H118V171L120 170V172H117L116 170L114 171ZM186 169V168H185ZM246 169V170H245ZM168 170V171H167ZM195 170V171H194ZM231 170V171H230ZM23 171V172H22ZM115 173H114V172ZM187 171V169H186ZM11 174H10V173ZM185 172L184 170V167L182 169V173ZM233 172V173H232ZM235 172V174H234ZM22 173V174H21ZM47 173V174H46ZM49 173V174H50ZM112 173V174H111ZM23 175V176H20V175ZM173 174V173H172ZM26 175V176H25ZM112 175V176H111ZM184 175V173H183ZM246 175V176H245ZM249 175V176H248ZM14 176V177H13ZM167 176V177H166ZM228 176V177H227ZM15 178L16 180H10L9 178ZM43 177V178H42ZM237 179H236V178ZM247 177V178H245ZM22 178V179H21ZM130 178V177H129ZM220 178V179H219ZM25 180V184H22L23 181ZM190 180V182H188ZM215 179V180H213ZM10 180V181H9ZM33 180V181H32ZM37 180V181H35ZM100 179L96 180V181H99ZM240 180V181H239ZM13 183H12V182ZM233 181H236V185L234 183V186H233ZM239 181V182H238ZM21 182V185L19 184ZM33 182V183H32ZM36 182V183H35ZM189 184H188V183ZM232 182V183H230ZM242 182L243 184L239 186V183ZM17 183V184H16ZM32 183V184H31ZM97 184V183H95ZM163 184H165L163 186ZM216 184L218 185L219 184V181L216 182ZM12 187H11V186ZM16 185H17V188H16ZM98 185V184H97ZM167 185V186H166ZM186 185V186H185ZM191 185V186H190ZM25 186V187H24ZM124 187V188H123ZM191 187V188H190ZM236 187V188H235ZM238 187V188H237ZM21 189L20 192H16L14 195L13 192L16 191V189ZM24 188V189H23ZM76 188V189H75ZM123 188V189H122ZM188 188V189H187ZM193 188V190H191ZM9 189V190H8ZM12 189V190H11ZM23 189V190H22ZM34 189V188H33ZM75 189V190H74ZM94 189V188H93ZM91 189V191L93 193L94 190ZM127 189V190H125ZM186 189V190H185ZM239 189V190H238ZM11 190V191H10ZM74 190V191H73ZM193 192L191 194V192ZM233 191V192H232ZM234 191H236V194L238 193V195L240 194V196H237ZM23 192V193H22ZM29 192V193H28ZM91 192V196L94 195L93 193ZM107 192V191H106ZM223 190H221V194H222ZM240 192V193H239ZM243 192V193H242ZM28 193V194H27ZM88 193V192H87ZM108 193V192H107ZM218 193L217 196H221V194ZM21 194V195H20ZM60 194H66L67 196H70L72 195L73 199L74 200H71L67 207H63V208H59V204H56V197L57 196H60ZM90 194V192H89ZM235 194V195H234ZM50 195V196H48ZM77 195V197H76ZM135 195V194H133ZM244 195V196H242ZM18 196V197H17ZM24 196H26L24 198ZM50 198H48V197ZM224 196V195H223ZM236 196V198H234ZM248 196V195H247ZM55 197V198H54ZM75 197V198H74ZM193 197V198H192ZM237 197H239L237 199ZM33 198V196L31 197ZM54 198V199H53ZM79 198V200H78ZM233 198L235 200L234 204H233ZM139 199V198H137ZM151 200H154V201H158L160 203V206L158 204H156V207L154 206L153 208V203L150 201ZM227 199V200H228ZM231 199V200H230ZM237 199V200H236ZM49 200V202H48ZM194 200V201H193ZM210 202H209V201ZM5 201V200H4ZM10 200L7 198L6 199V203H8ZM48 203H47V202ZM198 201V200H197ZM20 202V203H19ZM214 202V201H213ZM45 203V204H44ZM47 203V204H46ZM94 203V201H93ZM129 203V204H128ZM203 203H201L203 205ZM14 204V203H13ZM128 204V205H127ZM139 204V205H138ZM152 204V205H151ZM80 205V206H78ZM94 205V204H93ZM138 205V206H137ZM210 205V206H209ZM230 205V206H229ZM12 206V207H11ZM68 206H70L71 208V214L69 212V216H64L65 215V210L67 208H69ZM74 208L77 206V208ZM47 207V208H46ZM49 207V208H48ZM92 207V208H91ZM115 207V208H116ZM119 207V208H120ZM143 207V208H142ZM231 207V209H230ZM14 208V209H13ZM34 208V207H33ZM66 208V209H65ZM73 208V209H72ZM139 208V210H138ZM159 209V210H156V209ZM4 209V210H3ZM155 209V210H153ZM188 209V210H187ZM217 209V210H216ZM61 210V211H60ZM76 210V211H75ZM91 210V211H90ZM150 210V211H149ZM186 210H187V213H186ZM216 210V212H215ZM78 211V212H77ZM105 211V212H104ZM110 211V212H109ZM115 211V212H114ZM126 211V213L124 212ZM136 211H138V214L136 213ZM155 211H158L154 214ZM57 212V213H56ZM60 212V213H59ZM73 212V213H72ZM91 212L93 214H91ZM103 212V213H102ZM121 212V213H120ZM169 212L170 214L172 215H169ZM173 212V213H172ZM186 213L185 217L183 220L181 221H178L179 218L182 216L183 213ZM9 213V214H10ZM56 213V214H55ZM120 213V215H119ZM134 213V214H133ZM149 213V214H147ZM167 213V214H166ZM54 216H53V215ZM64 214V215H63ZM110 214V215H109ZM124 214V216H123ZM143 214V215H142ZM91 215V216H90ZM99 215V217H96V216ZM123 218H122V216ZM131 215V216H129ZM142 215V216H141ZM168 215V217H167ZM64 216V217H63ZM71 216V217H70ZM94 216V218H92ZM104 216V217H103ZM121 217V218H118V217ZM144 216V218H143ZM166 216V217H165ZM187 216V217H186ZM40 217H42V215H40ZM90 217V218H88ZM101 217V218H100ZM108 217V218H107ZM171 217V218H170ZM174 217V218H173ZM177 217V218H175ZM103 218H105L103 220ZM114 218H116V220H114ZM164 218V219H163ZM169 218L171 222H169ZM75 219V220H74ZM94 219H97L96 221H94ZM103 221H102V220ZM111 219V220H110ZM112 219L115 221L113 222ZM142 219V220H141ZM149 219V220H148ZM172 219V220H171ZM75 222H74V221ZM102 221L99 222V221ZM107 220V221H106ZM146 220H148V222L146 224H144L146 222ZM165 220V221H164ZM201 220V221H200ZM49 221V222H48ZM54 221V222H53ZM98 221V222H97ZM104 221L105 223L107 224H104ZM133 221V222H132ZM141 221V222H140ZM175 221V222H174ZM176 221H178L176 223ZM53 222V223H52ZM121 222V227L118 226ZM180 222V223H179ZM203 222V223H202ZM3 223V224H2ZM65 223V224H63ZM98 223V224H97ZM101 223V224H100ZM112 223V225H111ZM117 225H116V224ZM137 223V224H136ZM156 223V224H155ZM164 223V224H163ZM167 223V224H166ZM184 223V224H183ZM67 224V225H66ZM73 225L72 228L70 225ZM77 224V225H76ZM84 224V225H83ZM94 225V226H90V225ZM97 224V225H95ZM103 224V225H102ZM109 224V226H108ZM172 224V225H171ZM10 225H12V229L10 228ZM14 225V226H13ZM16 225V226H15ZM47 225V226H46ZM50 225V226H49ZM131 225V226H130ZM159 225V226H158ZM164 229H163V227ZM177 227H176V226ZM207 225V227H206ZM52 226H55V227H52ZM58 226V228H57ZM60 226H62L61 228H59ZM65 226V227H64ZM76 226V227H75ZM83 226V227H81ZM103 226V227H102ZM118 226V227H117ZM156 226V227H155ZM167 226V227H166ZM172 226V227H171ZM175 226V228L173 227ZM217 226V227H216ZM16 230H18L16 232L15 230V233H14V228ZM18 227V228H17ZM64 227V228H63ZM66 227H69L71 230H69L68 228ZM94 227V229H93ZM100 227V228H99ZM140 227V228H141ZM171 227V228H170ZM182 227V228H181ZM192 227V228H191ZM258 228V226H256ZM262 227V228H261ZM6 228V230H4ZM27 228V229H26ZM63 228V229H62ZM66 228V229H65ZM91 228V229H90ZM103 228V229H102ZM116 228V229H115ZM134 228V229H133ZM159 228V230H158ZM174 228V230H173ZM199 228V229H198ZM207 228H208V231H207ZM255 228V227H254ZM254 228H249L245 231H242L241 233H238L237 235L234 236V239H233V244H235L237 247L241 246V249H233V248H228V251L231 252V254L233 255H237V253H240V256H242L244 253V249H247L246 245H249V249L248 251H253L255 252V256H259L260 254H263L264 253V225H260L259 226V230H256L253 231ZM11 229V230H9ZM24 229V230H23ZM33 229V230H32ZM53 229L55 230V234L53 233ZM66 231H65V230ZM67 229L68 231L70 232H67ZM77 229V231H76ZM93 229V231H92ZM99 229V230H98ZM105 229V230H104ZM142 229V228H141ZM185 229H187L186 231L187 232H183ZM202 229V230H201ZM26 230V231H25ZM50 230V231H48ZM64 230V231H63ZM74 230V231H73ZM84 230V231H83ZM111 230V231H110ZM139 230V231H138ZM158 230V231H157ZM162 230V231H161ZM164 230V231H163ZM196 230V231H195ZM204 230V231H203ZM206 230V231H205ZM11 231H13L11 233ZM22 231V232H21ZM53 231V232H52ZM62 231V232H61ZM75 232V233H72ZM105 231V232H104ZM110 231V232H109ZM119 231V232H118ZM138 231V232H136ZM167 231V232H166ZM195 231V232H193ZM52 232V233H51ZM58 232V233H57ZM96 232V233H95ZM104 232V233H102ZM114 232V233H112ZM166 232V233H164ZM197 232V234H199V232L202 233V235L204 236L203 238H207L205 239V241H203L202 239H200L199 237L197 238H192V236ZM207 232V233H206ZM215 233L217 231H214ZM61 233V235H60ZM69 235H68V234ZM100 233V234H99ZM111 233V234H110ZM128 233V235H127ZM183 233V235H182ZM201 233H200V236H201ZM12 234V235H11ZM18 234V235H17ZM40 234H43L42 236ZM48 234V235H46ZM66 234V235H65ZM74 234V235H72ZM78 234V235H77ZM99 234V235H98ZM138 234V235H136ZM168 234H170V236H168ZM205 234V235H204ZM253 234V237L250 238V235ZM37 235V237H36ZM71 235V236H70ZM81 235V236H80ZM86 235V237H85ZM91 235V237H90ZM101 235V236H100ZM107 235V236H106ZM230 235V234H229ZM40 236V237H39ZM73 236V237H72ZM78 236V237H77ZM88 236V238H87ZM111 237V238H115L117 241H118V244L113 246L111 245L110 243L106 242L107 244L105 245V243L103 244H100V242H105L107 238L105 237ZM116 236H118L116 238ZM127 237L126 239L124 238H121V237ZM232 235H230L229 237H231ZM32 237V238H31ZM85 237L84 240V246L81 248L80 247V243L81 242V238ZM120 237V238H119ZM2 238H6L5 240H2ZM34 238V239H33ZM70 238V239H69ZM94 238V239H93ZM179 238V239H178ZM225 238V237H224ZM227 238V237H226ZM57 239V238H56ZM72 239V240H71ZM74 239V240H73ZM102 239L104 241H102ZM120 241H119V240ZM123 239V240H122ZM161 239V236H158L152 240H156V241H159ZM32 240V241H31ZM35 240V241H34ZM80 240V241H79ZM91 242H90V241ZM98 240V241H97ZM100 240V241H99ZM232 240V238H231ZM69 241V242H68ZM73 241V242H72ZM88 241L90 243H88ZM210 241V242H209ZM14 242V243H13ZM19 242V243H18ZM78 242V243H77ZM204 242H208L207 244L204 243ZM11 244V245H10ZM18 245V248L16 247ZM79 244V245H78ZM87 244V245H86ZM100 244V245H99ZM131 244V245H130ZM263 244V245H261ZM25 245H27L29 248H26ZM71 245V247H70ZM77 245V246H76ZM129 248H132L134 245L133 243L129 242L126 244ZM219 245V244H218ZM16 247V248H15ZM246 247V248H245ZM71 248V249H69ZM78 248V249H77ZM12 249V250H11ZM74 249V250H73ZM77 249V250H76ZM113 250V252H115L116 250ZM134 249H135V246H134ZM133 249V250H134ZM121 250V249H120ZM131 249H129L128 252H126L125 254V257H127L126 259L129 260V259H140L141 258H149V260L153 261L152 263L153 264H157L160 262V260H156L155 261V257L156 255L155 254H148V253H138L139 256H135V255H130ZM198 250H201L200 247H198ZM210 250V249H209ZM241 250V252H240ZM76 251V252H75ZM104 251V249L102 250ZM182 251V250H181ZM4 254V258L1 256ZM186 254H189V252L187 251H182L180 255H177V254H170V255H174L175 258H177L176 260H174L173 262L172 261H169L168 264H182L184 258H185V255ZM242 254V255H241ZM128 255V256H127ZM154 255V256H153ZM244 256V255H243ZM18 257V258H17ZM29 257V256H28ZM34 257V256H32ZM32 257H29L32 259ZM154 257V258H153ZM159 258H164L165 255L164 254H160V256H157ZM251 257V253L249 255L248 258H246L247 261H254L255 264H258L255 262V258ZM17 258V259H16ZM118 258V257H117ZM238 258V257H237ZM237 258H234L233 260H236ZM76 259V258H75ZM91 259H96V258H90L88 259L89 262ZM19 260V261H18ZM70 261H72V258L69 259ZM244 260V259H243ZM62 261V262H61ZM75 261H81L79 259H76ZM105 262H108L107 259L103 260ZM144 261V260H143ZM61 262V263H59ZM187 260H185L184 263H186ZM110 263V262H109ZM221 264H223L221 261H220Z\"/></svg>",
  "mask_w": 264,
  "mask_h": 264
},
{
  "label": "snow or ice",
  "instance_id": "3",
  "mask_svg": "<svg viewBox=\"0 0 264 264\" xmlns=\"http://www.w3.org/2000/svg\"><path fill=\"white\" fill-rule=\"evenodd\" d=\"M193 0H171V3L166 6V8L157 9L156 11L164 12L168 11V14L171 18H180L185 15L183 11L186 8H189L192 4ZM210 0H204V7L207 8ZM247 7L250 13V20L254 21V28L248 27L244 30V38L245 40H254L255 50L257 52V59L259 61V77L256 82V89L253 93V108L259 111L260 113H264V7H261L256 0H246ZM5 11L11 12L10 9L5 7ZM219 12V9H216ZM28 18H24V23H28ZM31 23L38 25L39 28H50L54 27L58 24L56 20H46L41 22L40 20L32 17ZM89 24L93 23L90 19L88 21ZM102 23V21H101ZM119 23V21H118ZM208 24V31L209 35L202 36L201 39L204 41L205 44L211 43L214 47H220L221 38L215 34L213 31V22L209 20ZM164 27H168V25H164ZM201 28H204V23H201ZM179 34H177L178 36ZM167 40L162 41V43H166ZM248 48H253V44L249 43L246 45ZM177 51H182L181 49L177 48ZM188 57H185V67L179 69V74L184 77L190 78V66L187 64ZM152 63L149 62L148 67L151 68ZM202 71L208 73L209 75L214 77V73H209L208 69H202ZM144 72L141 70V75ZM158 74V73H157ZM169 75H175V73H169ZM139 87V83L135 76L129 77L125 85L121 88L115 90L114 99L120 103L121 106H128L130 101L129 97L132 96L133 93L137 91ZM103 107V105H101ZM96 115L93 112L91 115L88 116V119L91 120L92 116ZM249 125L252 124L250 120ZM79 131V129L77 130ZM245 135H248V129H245Z\"/></svg>",
  "mask_w": 264,
  "mask_h": 264
},
{
  "label": "water",
  "instance_id": "4",
  "mask_svg": "<svg viewBox=\"0 0 264 264\" xmlns=\"http://www.w3.org/2000/svg\"><path fill=\"white\" fill-rule=\"evenodd\" d=\"M157 164H158L159 166L161 165L159 162H157ZM156 169H157V167H156Z\"/></svg>",
  "mask_w": 264,
  "mask_h": 264
}]
</instances>
